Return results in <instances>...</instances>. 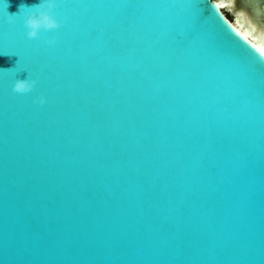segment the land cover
<instances>
[{
	"label": "water",
	"instance_id": "1",
	"mask_svg": "<svg viewBox=\"0 0 264 264\" xmlns=\"http://www.w3.org/2000/svg\"><path fill=\"white\" fill-rule=\"evenodd\" d=\"M39 2L0 0V264H264V60L217 2L56 0L29 39Z\"/></svg>",
	"mask_w": 264,
	"mask_h": 264
},
{
	"label": "clouds",
	"instance_id": "2",
	"mask_svg": "<svg viewBox=\"0 0 264 264\" xmlns=\"http://www.w3.org/2000/svg\"><path fill=\"white\" fill-rule=\"evenodd\" d=\"M57 7L56 0H40L38 4L28 7L30 11L25 16L24 27L26 35L29 39H38L41 32L56 31L61 27V21L55 17V9ZM17 14L8 13L7 22L14 23V17ZM48 45H54L56 39L53 37L45 41ZM12 68H0V71H10ZM37 84L35 79L28 77L24 80L16 79L12 86L14 94L25 95L32 92ZM38 103L43 105L46 103L44 96L38 97Z\"/></svg>",
	"mask_w": 264,
	"mask_h": 264
},
{
	"label": "bare ground",
	"instance_id": "3",
	"mask_svg": "<svg viewBox=\"0 0 264 264\" xmlns=\"http://www.w3.org/2000/svg\"><path fill=\"white\" fill-rule=\"evenodd\" d=\"M216 1V0H215ZM217 5L225 12L230 9L234 19L228 20L240 33L258 47H264V0H217Z\"/></svg>",
	"mask_w": 264,
	"mask_h": 264
},
{
	"label": "snow or ice",
	"instance_id": "4",
	"mask_svg": "<svg viewBox=\"0 0 264 264\" xmlns=\"http://www.w3.org/2000/svg\"><path fill=\"white\" fill-rule=\"evenodd\" d=\"M238 35L242 37L243 41H247L248 45H250L251 47L248 48V45L244 44H242V46L247 48L248 51L251 52L256 59L264 60V47H258L256 44H252L251 41H249L248 35L245 33H238ZM233 39H235V37H233Z\"/></svg>",
	"mask_w": 264,
	"mask_h": 264
},
{
	"label": "rangeland",
	"instance_id": "5",
	"mask_svg": "<svg viewBox=\"0 0 264 264\" xmlns=\"http://www.w3.org/2000/svg\"><path fill=\"white\" fill-rule=\"evenodd\" d=\"M217 1V0H216ZM227 17L232 20L234 19V13L230 9H225Z\"/></svg>",
	"mask_w": 264,
	"mask_h": 264
}]
</instances>
